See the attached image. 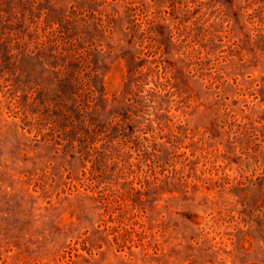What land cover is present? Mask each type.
Listing matches in <instances>:
<instances>
[{
    "label": "rangeland",
    "instance_id": "obj_1",
    "mask_svg": "<svg viewBox=\"0 0 264 264\" xmlns=\"http://www.w3.org/2000/svg\"><path fill=\"white\" fill-rule=\"evenodd\" d=\"M0 264H264V0H0Z\"/></svg>",
    "mask_w": 264,
    "mask_h": 264
},
{
    "label": "trees",
    "instance_id": "obj_2",
    "mask_svg": "<svg viewBox=\"0 0 264 264\" xmlns=\"http://www.w3.org/2000/svg\"><path fill=\"white\" fill-rule=\"evenodd\" d=\"M58 72L61 73L60 70ZM63 79H65V81H72V78H70L69 75H67V74H60V77H59L58 81H62Z\"/></svg>",
    "mask_w": 264,
    "mask_h": 264
}]
</instances>
